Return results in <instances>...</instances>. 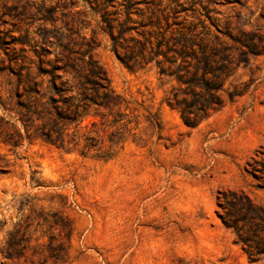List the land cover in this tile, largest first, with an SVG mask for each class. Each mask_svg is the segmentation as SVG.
I'll return each mask as SVG.
<instances>
[{
  "label": "rangeland",
  "instance_id": "obj_1",
  "mask_svg": "<svg viewBox=\"0 0 264 264\" xmlns=\"http://www.w3.org/2000/svg\"><path fill=\"white\" fill-rule=\"evenodd\" d=\"M132 1L114 0L109 10L122 20ZM144 1L153 10L177 6L176 20L206 26L212 54L230 46L238 66L226 87L237 84L241 94L188 127L161 102L176 83L159 78L153 63L128 70L87 2L0 0L2 95L14 82L7 69H54L55 28L63 44L79 41L65 24L74 13L82 34L97 32L92 54L113 90L156 113L155 122L141 119L139 136L110 143L104 135L99 152L108 158L39 139L4 144L11 128L0 121V264H264V253L245 252L264 240V0ZM51 8L56 20L44 21Z\"/></svg>",
  "mask_w": 264,
  "mask_h": 264
},
{
  "label": "trees",
  "instance_id": "obj_2",
  "mask_svg": "<svg viewBox=\"0 0 264 264\" xmlns=\"http://www.w3.org/2000/svg\"><path fill=\"white\" fill-rule=\"evenodd\" d=\"M84 1L98 16L99 28L108 35L111 50L128 70L145 69L153 63L159 78L176 83L161 102L176 110L186 126L195 127L241 94L237 84L229 82L226 87L238 66L231 47L215 49L212 54L214 42L209 39L208 28L200 25L198 31L193 23L176 20L177 6L153 10L148 7L151 2L135 0L126 5L124 18L119 20V11L109 10L114 0ZM140 4L145 7L134 9ZM47 13L49 17L44 21L56 20L54 8ZM132 14L137 19H132ZM65 24L69 35L74 34L79 41L68 38L63 44L65 32L61 28L51 32L54 69H7L14 82L6 95L0 92V109L15 123L0 116V121L11 128L9 132L4 128L2 142L19 146L22 140L39 139L65 152L78 151L81 156L93 152L91 157L108 158L107 153L99 152L104 135L111 136L110 143L125 133L139 136L141 119L155 122L156 113L147 109L144 100L127 99L113 90L105 69L92 54L95 30L89 36L82 34L81 22L74 13ZM134 30L136 36H126ZM214 39L218 40L216 35ZM42 40L45 43L47 39ZM249 208L250 216L261 219L260 208ZM257 228L264 232V225L258 224ZM251 244V250L245 251L250 259L264 253L262 238Z\"/></svg>",
  "mask_w": 264,
  "mask_h": 264
}]
</instances>
